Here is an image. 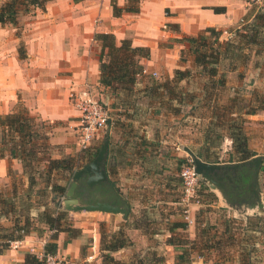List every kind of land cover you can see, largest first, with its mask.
Instances as JSON below:
<instances>
[{
    "label": "crops",
    "instance_id": "1",
    "mask_svg": "<svg viewBox=\"0 0 264 264\" xmlns=\"http://www.w3.org/2000/svg\"><path fill=\"white\" fill-rule=\"evenodd\" d=\"M3 2L6 1L0 0V5ZM112 3L120 9L132 4L130 0H53L47 2L44 9L29 6L26 10L21 6L15 25H0V117L13 113L15 106L21 103L31 116L53 125L48 144L54 148L55 157L61 154L75 157L80 150L75 137L79 113L70 94L79 93L86 85L89 86L96 97H104L109 105V124L92 141L91 147L98 146L100 136L108 138L105 171L117 194L114 197L106 186L96 187L92 193L100 192V197L94 200L106 202L116 198L118 206L127 205L126 218L121 214H111L120 215L119 220L124 224L137 210L161 214L168 221L171 216L166 213L169 208L166 206L179 204V171L189 158L185 149L196 155L204 143L206 119L197 116V105L193 102L169 100L171 107L166 106L167 109L159 104L140 107L139 102L130 99L132 103H128V97L120 100L122 95L102 87L99 84L100 45L95 35L110 34L117 45L128 40L132 47L146 48L149 57L142 58L140 65L149 72L164 68L171 73L173 64L170 65L167 58L168 48L163 46L167 41H176L182 36L196 37L207 28L221 33L235 30L241 23L252 20L259 11L264 12V3L256 6L246 0H139L137 13L123 11L118 17L113 15ZM169 78H172L170 74ZM139 84L141 82L137 80L136 85ZM235 86L241 85L231 73L226 77L225 89L218 100L223 101L222 96L232 99L237 92ZM245 117L247 121L264 122L263 111ZM246 136L249 138L248 134ZM222 139L225 145L222 144L219 150L229 161H211L208 157L207 160L199 159L219 166L241 163L230 159L231 140L225 134ZM248 148L256 154L254 157L264 160L263 139L258 136L255 140H248ZM251 171H227L221 180L214 178L216 184L199 177L200 186L215 194L221 204L218 206H227L234 216L244 217L240 214L242 211L249 216L248 210L254 209V205L259 211L263 209L264 192L259 189L258 181L253 179L249 184L256 185L259 199L250 191L248 184L238 202L231 200L227 182L238 175L247 184ZM13 184L22 190L27 189V177L19 160L5 155L0 158V193L2 188L9 193ZM205 191L202 192L203 198L206 197ZM57 206L58 203L55 208ZM192 207L190 215L188 213L190 217L194 212H201L197 211L198 207ZM42 210L32 209L29 215L36 218ZM82 212L88 211L73 213ZM11 225V220H0V226ZM194 226H189L191 241L197 238ZM76 229L81 230L80 236L68 242L65 233H58L56 255L70 264H101V236L90 228L83 229V225ZM133 231L147 245L157 236H141L138 230ZM51 236L32 231L25 237L21 249H6L0 253V264H24L29 250L43 252ZM87 238L88 244L84 248ZM140 239L112 256L128 263L137 254L135 250ZM82 248L85 249L83 254ZM199 260L195 264H207Z\"/></svg>",
    "mask_w": 264,
    "mask_h": 264
},
{
    "label": "rangeland",
    "instance_id": "2",
    "mask_svg": "<svg viewBox=\"0 0 264 264\" xmlns=\"http://www.w3.org/2000/svg\"><path fill=\"white\" fill-rule=\"evenodd\" d=\"M256 15H264V12L259 11ZM253 22V20H250L249 22L241 23L237 29L228 31L227 33H221L219 37L207 33L205 34V37H207V39H204L202 38L203 34H200L196 36L197 38L195 46H192V44L186 41L184 39L185 36L180 37L176 41H167L163 46L165 48H168L169 56L167 58L170 65L173 64L171 73L169 72V70L167 71V69L161 68L155 70L154 72H150L153 74L145 77H139L137 78V80H139V83L141 82V84H135L130 91H118V95H122L119 99L126 100L125 97H128V100H126L128 103H132L130 100L132 99V101L134 100V102H139L140 107H150L151 105L158 106L157 104H159L162 108L164 106L165 109L166 106L171 107V104L168 103L170 98L168 97L166 90L164 91L163 88L157 90L156 87L161 83L170 82L169 87L171 89H174V94H182V100H184L185 103L193 102L197 105L195 109L196 114L197 116L200 115L201 117H204L206 119L204 123L206 125V129L209 127L211 121H213V123H216L219 120L229 121V119L231 118L229 116V113L225 112V114H223L218 108L229 105L230 101L228 100H230V98H228L227 100V97L222 96L221 98L224 102L218 100L219 94L222 93L224 89H221V87H217L215 85L212 88V83H210L211 79L201 75L203 71H208V69H210V66L207 63H203V65L201 66L198 62H196V59L197 56L199 58V55H212L213 51L216 50L219 45H223V43H230V46L234 48L235 55H239L238 59H236L235 62L233 59L224 61L222 64L217 66V70L219 75L223 74L227 78L232 73V78L234 77L237 80V83L241 85L234 87L237 89V95H233V98L236 97V101L232 104L234 106L238 105V107H235L232 110L234 112H238V115L236 116L242 115V117L246 119L243 113L251 108L258 107L259 101L261 100V95H263L264 93V26L259 32L257 39L258 44L247 43V36H244L245 34H249L248 29H246L245 27H250L251 23ZM254 23L264 24V21H255ZM229 48L231 49V47ZM219 49L222 50L223 47ZM140 60H142V58ZM210 60L211 58H207L206 61ZM230 68H234L236 70L234 72H229ZM177 72H179L180 74H176ZM169 74L170 76H172L171 79L169 78ZM249 81H251V83ZM253 81L258 82V84H254ZM97 99L106 109L109 108V105L107 104V101L104 97L97 96ZM175 102L177 101L175 100ZM161 103L163 104L161 105ZM175 105L178 104L176 103ZM17 107L18 105L15 106V109L18 110L19 108ZM236 108L239 109L236 110ZM216 109V113L218 114L217 118L221 119L215 118L216 120H213V118L211 119V115L213 114L212 112ZM41 124L44 125V130L42 129ZM34 126L40 129L41 134L44 131H47L49 133L48 136H51L53 129L52 124L45 123L39 119H36L34 122ZM242 132L245 135H249V138L246 136L248 140H255L258 138V136L264 140V122H251L245 120V123L242 125ZM3 136L4 135L0 132V137L2 138ZM77 136V132H75L76 141ZM103 139L104 137L100 136L97 145H100ZM42 142L43 141L39 139L35 140V143L39 145L42 144ZM222 144L223 146L225 145V141L223 139L214 140L212 138L208 143H203L199 149L204 150V152L208 154V159L211 161L221 160L222 162H226L229 161L228 157L225 156V154H222L221 150H219ZM58 149L61 150L60 147ZM53 150L54 148L51 147V149L46 152L47 154L45 156H50L52 158L54 157L55 159L67 157L63 154L58 155L59 157H55L56 155L53 153ZM81 151L82 150L80 149V155L83 154V152ZM40 155H44V153L37 154V157H40ZM188 160H191V158L189 157ZM186 163H188V161H186ZM186 163H184L183 165H185ZM33 165L37 167L36 171H38L35 172L37 185L30 188V197L27 196L26 189L22 190L17 186V198L15 199V208L17 209V212L26 209L27 206L32 207L31 210L42 208L40 207L42 204L48 205L50 209H58V211H64V209L62 208V201L63 199H65V194H49V191L47 190L48 193L41 195V192L43 190L44 178L43 180L37 178V173H43L45 171L44 168L46 164L34 163ZM200 181L201 180L199 178L198 195L200 204L194 207H198L197 211H202V213L194 212L192 213L190 218L192 220V225L195 224L194 233L202 235L201 231L203 229H207L209 232L208 235L216 237L213 239V241L217 242V239H221V234L224 228L222 224L226 221L227 223H225L231 227V233L225 235L223 239L220 240V242L222 243V249L216 251L200 250L198 247H196V249H192V245L188 243V254L184 255L185 252L182 248H174L173 246L167 245V241H169L171 237L175 242H182L183 239L191 241L189 237V227L186 232L177 231L175 235L171 236L165 229V225L168 222L162 218V215L160 216L158 213L156 217L150 218L154 219V221L156 219L157 224L155 226L151 225L149 227V231L152 232L156 230L157 236L149 245H147V243L143 241V239H140L139 236L134 233V231L129 230L127 226L124 227L125 224L120 222L119 220V218L121 217L120 215H108L99 212L73 213L64 211L67 213V215L65 221L61 220V225L71 228H77L80 227V225H83V229L90 228L92 230H95L98 235L102 233L105 236L121 231L125 233V235H127L130 242H137V240L140 239L139 245L137 247L138 249L135 250L137 251V255H141V257H144L148 253V250H151V252L155 251L156 254L164 256V264H195L200 261L199 259H201V261L203 262H206L207 264H264V235L246 232L244 230L249 222H256L255 217L259 216L262 217L263 220H259L257 222H260V224L264 227V212H262L264 210V204L261 211H259L256 205H254V209L248 210L249 216L244 215L243 213H245V211H242V213L240 214L245 218L241 216H234L235 214L230 210V208H227V206H218L221 204L218 202L215 194L209 192V190H203L200 186ZM257 181L259 189L264 192V181L260 179V175ZM51 182L57 183L67 189L69 183L71 182V179H69L68 175L65 173H58L54 171L51 172L50 183ZM203 191L206 192V197L204 198L202 195ZM182 192L183 189L181 185V189L177 193V200L179 204L166 206V208L169 207L166 209V213L171 216L169 222H185L184 214L182 212L185 205L182 201ZM1 193L8 194L5 193L3 188L1 189ZM54 196H57V199H54ZM56 203H58V206L55 208ZM133 209L134 211H136V208ZM192 209L193 207L190 206L189 212H192ZM173 212L175 214H172ZM143 214L146 213L137 210V212L132 214L133 217H131L129 223H132L136 219L138 221L143 217ZM153 215H155V213ZM1 219L4 218H0V220ZM36 227L40 229V234H42V232L49 233L50 235L54 233L53 231H49L47 227L42 224H36ZM88 240L89 238H87V240L85 241L84 248L87 247ZM193 241L194 244L197 245V243L200 242V238H197L196 240V238L194 237ZM83 251L85 252V249H83ZM199 255H202V258L199 257ZM65 264L70 263H68V260H66Z\"/></svg>",
    "mask_w": 264,
    "mask_h": 264
},
{
    "label": "trees",
    "instance_id": "3",
    "mask_svg": "<svg viewBox=\"0 0 264 264\" xmlns=\"http://www.w3.org/2000/svg\"><path fill=\"white\" fill-rule=\"evenodd\" d=\"M50 1L53 0H8L0 5V25H15L21 6H25L26 10L29 6L44 9L46 3ZM130 1L132 4L124 9H120L115 3H112L111 6L113 15L118 17L123 11L137 13L139 0ZM252 20L254 22L261 20L264 21V15H255ZM254 22L251 23L250 27H245L248 29L249 34H245L244 36H247V43L249 44H258V35L264 26V24H255ZM207 33L217 37H219L221 34L219 31H216L212 28H207L203 31L202 38L207 39V37H205V34ZM196 38L197 37H184V39L192 44V46H195ZM95 40L100 45L99 84L114 94L118 91L132 90V87H134L137 82V74H139L143 68L140 65L139 60L141 58L147 59L149 57V50L146 48L132 47L130 41L128 40H123L119 45H117L113 35L110 34H97L95 35ZM222 47L223 49L220 50L219 48ZM229 47H231V49ZM234 52V48L230 46V43H223V45H219L217 49L213 51L212 55H199V58L197 56L196 62H198L199 65L202 66L203 63H207L210 66V69H208L206 72L203 71L201 75L211 79L210 83H212V88L215 85L217 87H221V89H225L226 76L223 74L219 75L217 66L222 64L224 61L231 59H233L235 62L239 55H235ZM207 58H211V60L206 61ZM235 70L236 69L234 68H230L229 72H234ZM176 74L180 73L177 72ZM169 86L170 82H164L157 85L156 89L160 90L163 88L164 91L166 90L170 100H176L178 103L184 102V100H182L183 95L176 93L174 94V89H171ZM236 95L237 92H235V96ZM235 101L236 97L230 99L229 105L218 108L223 114L228 112L231 118L229 121L219 120L216 123L211 121L209 127L205 130L204 144L208 143L212 138L214 140H221L222 135L225 134L232 143V153L230 155V159H234L237 162H243L253 158L256 154L249 150L248 139L242 132V125L245 123V119L242 117V115L236 116L238 115V112H234L232 110L233 108L238 107V105L234 106L232 104ZM17 105V108H19L18 110L15 109L13 113L0 117V132L4 135L2 138L0 137V158L8 155L9 158L20 161L23 174L27 177V196L30 197V188L37 185L35 172L38 171H36L37 167L33 165L34 163L46 164L44 168L45 171L43 173H37V178L41 180L44 178L41 195L48 193L47 190L49 191V194H65V187L57 183H50L51 172L56 171L58 173H65L68 175L69 179H72L73 173L77 169L93 161V159L98 154L101 144L95 148L90 146L86 150L81 151L83 152L82 155L78 154L75 157L67 156L60 159H55L50 156L47 157L45 156L47 154L46 152L51 149V146H49L47 143L49 133L44 131L41 134L40 129L34 126V122L38 118L32 117L28 110L21 103H18ZM238 109L239 108H236V110ZM216 111L217 109L212 112L213 114L211 115V119L213 118V120L221 119L217 118L218 114ZM261 111L264 112V93L261 95V100L259 101L258 107L251 108L243 114L255 115ZM41 127L44 130L43 124H41ZM37 139L42 140V144H36L35 140ZM40 153H44V155L37 157V154ZM207 155L205 154L204 150L201 149H199L196 153V156L203 160H207ZM184 163H186V161ZM259 175L260 179L264 181V160L262 161ZM82 179L83 178L79 179L78 181L77 188L74 192V198L77 199L81 205L95 203L97 200H94L92 193L93 190L89 189L85 185V181L82 184ZM16 198L17 187L14 184L11 186L10 192L8 194L0 193V218L12 221V225L10 227L0 226V253L7 249L9 241L24 239L32 231H36L40 235L41 231L38 227H36V224H42L47 227L49 231L54 232L50 237V241L44 247L45 254L56 255V240L58 233H65L67 235V242L80 236V229L64 227L61 225V220L65 221L66 219V212L58 211V209H50L48 205L42 204L40 207H42L43 210L37 215L36 218H33L29 215L32 208L30 206H27L26 209L17 212V209L15 208ZM262 212H264V210ZM145 213L146 214H143V217L138 221L136 219L132 223H129L128 221L125 222L124 227L127 226V228L131 231L138 230L139 235L141 236H153L157 234L156 230L152 232L149 231V227L151 225L155 226L157 224L156 219L155 221L154 219H150L151 217H156V214L153 215L154 213H149L147 211ZM200 213H202V211ZM159 215L161 216V214ZM162 218L165 219L163 216ZM255 219L256 222H249L244 230L246 232L264 235L263 225H261L260 222H257L259 220H263L262 217H255ZM167 222L168 223H166L165 229L171 236L175 235L177 231L186 232L189 227L187 223L182 221L169 222L168 220ZM225 222L222 224L224 228L221 234V239H223L225 235L231 233V227L226 224L227 222ZM201 233V236L197 234V238H200V242L197 243V245L194 244V241L184 239L182 242H175L172 240V237L169 241H167V245L173 246L174 248H182L185 252L184 255L188 254V243L192 245V249H196V247H198L200 250L207 251H216L222 249V243L220 242L221 239H217V242H214L213 239L216 237L209 236L207 229H203ZM100 236L101 264H164L165 262L164 256L156 254L155 251L151 252V250H148L146 256L141 257V255L136 254L128 263H122L116 260L112 254L131 245L127 235L120 231L118 233H112L108 236H105L101 233ZM83 249L84 248H82L81 253ZM199 257L202 258V255H199ZM24 264H44V262L37 259L35 255L27 254Z\"/></svg>",
    "mask_w": 264,
    "mask_h": 264
},
{
    "label": "built area",
    "instance_id": "4",
    "mask_svg": "<svg viewBox=\"0 0 264 264\" xmlns=\"http://www.w3.org/2000/svg\"><path fill=\"white\" fill-rule=\"evenodd\" d=\"M249 4L261 6L264 0H246ZM150 73L146 68H142L137 78L148 76ZM70 99L79 113L78 125L76 127L77 143L81 150H86L91 146L92 141L102 133L110 121L108 110L101 105L89 86H85L79 93L72 92ZM188 163L180 168L179 176L182 185V201L184 202V219L188 226L192 225L191 217L188 216L189 207L200 204L198 195L199 176L195 173L193 163ZM25 239V238H24ZM24 239L9 241L7 249L17 251L24 245ZM29 254L35 255L44 264H65V259L57 255L45 254V252H35L32 248ZM18 264V263H17Z\"/></svg>",
    "mask_w": 264,
    "mask_h": 264
},
{
    "label": "water",
    "instance_id": "5",
    "mask_svg": "<svg viewBox=\"0 0 264 264\" xmlns=\"http://www.w3.org/2000/svg\"><path fill=\"white\" fill-rule=\"evenodd\" d=\"M107 151H108V138L105 137L100 145L98 154L93 159V161L84 165L83 167H81L80 169L76 170L73 173L71 182L69 183V186L67 187L64 195L65 197V200L63 202L64 211H70V212L88 211V212L121 214L124 218H126L128 213V207L127 205H124V207L118 206L116 204L117 203L116 198L111 201H106V202L96 201L95 203L86 204V205H81L79 201L74 198V192L77 188L78 181L81 178H85V185L89 189L106 186L107 189H109V191L111 192V194L114 195V197H117V194L115 193V191L113 190V188L109 183L105 171V161L107 157ZM185 151L191 158L195 173L199 177H201L203 181L213 184L217 183L214 180V178L216 180H221L222 176L227 174L226 173L227 171L243 172V169L247 171L252 170L253 171L252 177L254 181H257V177L260 172V167L263 161L262 157H254L250 160L243 161L238 164L219 166V165L209 164L200 160L194 153H192L188 149H185ZM249 186H251V184H249ZM253 192L255 197L259 199L256 190H254ZM93 197L99 199L100 192H95L93 194Z\"/></svg>",
    "mask_w": 264,
    "mask_h": 264
},
{
    "label": "flooded vegetation",
    "instance_id": "6",
    "mask_svg": "<svg viewBox=\"0 0 264 264\" xmlns=\"http://www.w3.org/2000/svg\"><path fill=\"white\" fill-rule=\"evenodd\" d=\"M252 171L249 174L247 181L248 183L244 184V182L241 180V178H239V176H235V177H231L230 180L227 182V189L230 193V197L231 200L234 202H238L240 201V194L245 193V185L246 187H248L249 183L253 182V177H252ZM85 178L82 179V184L84 183ZM250 191H254L256 189V185H251V187L249 188ZM251 191V192H252Z\"/></svg>",
    "mask_w": 264,
    "mask_h": 264
}]
</instances>
